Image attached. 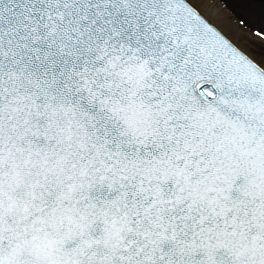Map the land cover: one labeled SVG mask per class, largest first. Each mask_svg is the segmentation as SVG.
I'll use <instances>...</instances> for the list:
<instances>
[{
    "label": "bare ground",
    "instance_id": "1",
    "mask_svg": "<svg viewBox=\"0 0 264 264\" xmlns=\"http://www.w3.org/2000/svg\"><path fill=\"white\" fill-rule=\"evenodd\" d=\"M215 25L235 46L264 68V43L251 36L256 27L264 32V0H185ZM224 7V9H221ZM240 17V18H238ZM243 19L244 28L235 26Z\"/></svg>",
    "mask_w": 264,
    "mask_h": 264
},
{
    "label": "rangeland",
    "instance_id": "2",
    "mask_svg": "<svg viewBox=\"0 0 264 264\" xmlns=\"http://www.w3.org/2000/svg\"><path fill=\"white\" fill-rule=\"evenodd\" d=\"M238 18H240V17H238ZM240 20L244 21L243 19H240ZM244 23H245V21H244ZM235 26H236V24H235ZM251 28L259 29V28H256V27H251Z\"/></svg>",
    "mask_w": 264,
    "mask_h": 264
}]
</instances>
